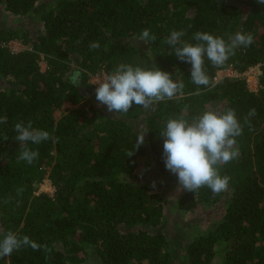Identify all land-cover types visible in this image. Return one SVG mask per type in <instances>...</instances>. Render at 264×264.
Returning <instances> with one entry per match:
<instances>
[{
  "label": "trees",
  "instance_id": "1",
  "mask_svg": "<svg viewBox=\"0 0 264 264\" xmlns=\"http://www.w3.org/2000/svg\"><path fill=\"white\" fill-rule=\"evenodd\" d=\"M0 13L19 21H0V239L13 231L39 246H24L0 264H175L176 225L184 215L208 208L210 227L196 224L198 232L185 239L180 260L264 264V4L0 0ZM144 29L155 40L141 41ZM172 31L184 32L177 46L202 43L194 39L197 32L226 42L237 32L251 34L253 43L237 47L218 66L205 56L204 70L214 84L197 86L191 65L167 44ZM13 41L25 50L13 52ZM120 64L159 67L183 82V95L110 113L96 100L89 79ZM230 65L241 75L259 65L258 90H250L243 75L216 82ZM77 70L78 87L71 81ZM67 103L72 108L64 110ZM206 109H234L242 127L235 138L238 156L217 166L229 179L216 194L207 186L196 193L177 188L162 158L160 134L167 120L182 116L191 122ZM140 119L147 133L135 151L139 130L132 121ZM21 121L50 136L39 144L26 142L39 153L31 164L19 159L15 125ZM146 161L153 170L137 176ZM45 180L53 194L36 191Z\"/></svg>",
  "mask_w": 264,
  "mask_h": 264
},
{
  "label": "clouds",
  "instance_id": "2",
  "mask_svg": "<svg viewBox=\"0 0 264 264\" xmlns=\"http://www.w3.org/2000/svg\"><path fill=\"white\" fill-rule=\"evenodd\" d=\"M258 3L264 4V0H258ZM183 35V31H172L167 38V44L174 50L178 59L191 65V80L197 86L214 84L204 70L205 56L213 65L218 66L223 64L230 54H234L237 47H247L253 43L251 34L237 32L230 38V42H226L222 37L197 32L194 39L202 43L185 42L177 46ZM140 40H155V36L150 35L148 29H144ZM91 47L97 48L99 45L93 43ZM71 81L76 87L79 86V70L72 74ZM91 85H96L95 98L99 104L106 106L108 112H114L116 115L126 114L133 104L149 108L156 102L174 99L177 95H183L184 89L182 81H175L170 73L162 71L159 67L148 69L130 64H120L110 74H98ZM196 94H199V91ZM252 111L254 113L255 110ZM15 131V139L21 142L19 159L28 164L33 163L39 153L27 147L26 142L39 144L50 139L49 133L34 129L31 121L26 126L22 121L17 123ZM145 133L147 132H138L135 151L144 143ZM241 134L242 127L234 109H227L222 113L206 109L191 122L182 116L169 118L166 128L160 134L163 138L162 158L165 167L176 175L183 190L196 193L201 187L207 186L214 194L219 193L226 189L229 178L222 177L217 166L226 164L238 156L235 138ZM24 246L39 250V246L27 235L21 237L13 231H8L0 239V259L11 256L14 251Z\"/></svg>",
  "mask_w": 264,
  "mask_h": 264
},
{
  "label": "rangeland",
  "instance_id": "3",
  "mask_svg": "<svg viewBox=\"0 0 264 264\" xmlns=\"http://www.w3.org/2000/svg\"><path fill=\"white\" fill-rule=\"evenodd\" d=\"M0 21L6 22V24H8V25H14V24H18L19 23V21H17L14 17H11V16H9V15H7L5 13H0ZM35 23H37V22H35ZM37 28H39V27L37 26ZM8 46L10 47V49L13 52H20V51L25 50V47L19 41L10 42ZM41 67H42V70H45V68H46L45 62H41ZM228 68L227 69L225 68L224 70H221V71L218 72V74L216 76V79H215L216 82H218L223 76L226 75V73H227L226 70H228ZM101 73H103V72H101ZM97 75L90 77V79H89V83L90 84H92L94 82V78ZM242 75L247 78L248 86H249L250 90H252V91L258 90V84H257L258 79H257V76L255 74H253V72L251 70L248 69ZM242 75L240 74V76H242ZM93 86L96 88V85H93ZM71 108H72V105L69 104V103L65 104L64 107H63L64 110H69ZM219 108H220L219 105H216L214 107V109H217V110H219ZM132 124L139 131H143V132L145 131V128H144V126L142 124V120L141 119L140 120H136V121H132ZM152 170L153 169L150 166V161H146L143 171H141L140 174H138L137 176H140L141 174H146L147 175ZM145 177L141 176L140 180H142V181L145 180ZM177 188H180V187L178 186ZM36 191L38 193L47 192V193L53 194L55 190L52 187L50 181L49 180H45L42 184H40L39 186H36ZM166 192L168 193L169 189H166ZM177 218L179 219V216ZM182 218L183 219L176 225V227L178 229L174 232L175 236H174L173 248L175 250L174 251V253H175V255H174L175 264H186V261L184 259L180 260L181 257H179V253L178 252H180V253L183 252L182 251V249H183L182 246H183V243H184L185 239H189V238H191V237H193V236H195L197 234L198 228H197L196 224H200V225L204 226L205 228H209L210 227V221L212 220L211 208H208V210H206L205 212H197L194 215H184ZM177 260H179V261H177Z\"/></svg>",
  "mask_w": 264,
  "mask_h": 264
},
{
  "label": "built area",
  "instance_id": "4",
  "mask_svg": "<svg viewBox=\"0 0 264 264\" xmlns=\"http://www.w3.org/2000/svg\"><path fill=\"white\" fill-rule=\"evenodd\" d=\"M249 70H251L253 72V74H255L257 76V79L259 78V75L261 74V70H260V66L259 65L254 66V67H250ZM226 72H227L226 75L224 74L225 72L223 73L225 76H228V77H240V74L236 70H234L232 65L229 66V68H228V70H226ZM225 76H223V77H225ZM257 84H258V81H257ZM258 86H259V84H258Z\"/></svg>",
  "mask_w": 264,
  "mask_h": 264
},
{
  "label": "water",
  "instance_id": "5",
  "mask_svg": "<svg viewBox=\"0 0 264 264\" xmlns=\"http://www.w3.org/2000/svg\"><path fill=\"white\" fill-rule=\"evenodd\" d=\"M81 89H82V91H84V87H82Z\"/></svg>",
  "mask_w": 264,
  "mask_h": 264
}]
</instances>
